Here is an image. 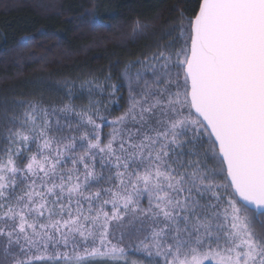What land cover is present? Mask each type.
I'll use <instances>...</instances> for the list:
<instances>
[{
    "label": "snow or ice",
    "instance_id": "6c2138e0",
    "mask_svg": "<svg viewBox=\"0 0 264 264\" xmlns=\"http://www.w3.org/2000/svg\"><path fill=\"white\" fill-rule=\"evenodd\" d=\"M117 79L0 105V264H264V0H189Z\"/></svg>",
    "mask_w": 264,
    "mask_h": 264
},
{
    "label": "trees",
    "instance_id": "16d2710c",
    "mask_svg": "<svg viewBox=\"0 0 264 264\" xmlns=\"http://www.w3.org/2000/svg\"><path fill=\"white\" fill-rule=\"evenodd\" d=\"M95 4V7H93ZM189 0H0V105L33 98L59 103L65 81L77 84L110 71L113 83L123 65L161 41L168 23ZM83 15L99 14L111 31L78 30ZM151 24L143 36H129L133 22ZM58 35L63 43L52 37ZM22 38L32 44L15 47ZM79 104L80 101L77 100Z\"/></svg>",
    "mask_w": 264,
    "mask_h": 264
},
{
    "label": "rangeland",
    "instance_id": "374dc122",
    "mask_svg": "<svg viewBox=\"0 0 264 264\" xmlns=\"http://www.w3.org/2000/svg\"><path fill=\"white\" fill-rule=\"evenodd\" d=\"M62 87H64V86H62ZM81 102V101H80Z\"/></svg>",
    "mask_w": 264,
    "mask_h": 264
}]
</instances>
